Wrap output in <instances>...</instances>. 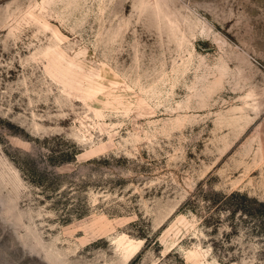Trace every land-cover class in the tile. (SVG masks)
Segmentation results:
<instances>
[{
    "label": "rangeland",
    "instance_id": "1",
    "mask_svg": "<svg viewBox=\"0 0 264 264\" xmlns=\"http://www.w3.org/2000/svg\"><path fill=\"white\" fill-rule=\"evenodd\" d=\"M264 0H0V264H264Z\"/></svg>",
    "mask_w": 264,
    "mask_h": 264
},
{
    "label": "trees",
    "instance_id": "2",
    "mask_svg": "<svg viewBox=\"0 0 264 264\" xmlns=\"http://www.w3.org/2000/svg\"><path fill=\"white\" fill-rule=\"evenodd\" d=\"M260 205L264 207V203H260Z\"/></svg>",
    "mask_w": 264,
    "mask_h": 264
}]
</instances>
